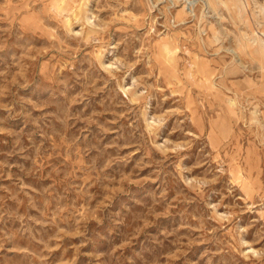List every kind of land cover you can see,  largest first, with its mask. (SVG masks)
<instances>
[{"label":"rangeland","instance_id":"rangeland-1","mask_svg":"<svg viewBox=\"0 0 264 264\" xmlns=\"http://www.w3.org/2000/svg\"><path fill=\"white\" fill-rule=\"evenodd\" d=\"M0 264H264V0H0Z\"/></svg>","mask_w":264,"mask_h":264}]
</instances>
